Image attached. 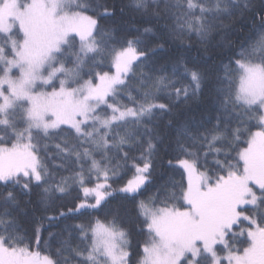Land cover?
Segmentation results:
<instances>
[{"label": "snow or ice", "instance_id": "6c2138e0", "mask_svg": "<svg viewBox=\"0 0 264 264\" xmlns=\"http://www.w3.org/2000/svg\"><path fill=\"white\" fill-rule=\"evenodd\" d=\"M129 7L168 40L189 48L194 41L212 63L178 58L170 74L154 76L156 48L141 46L139 36L117 46L116 29L101 25L116 15L105 0H0V264H264V0H131ZM237 24L251 29L239 50L229 36ZM221 55L222 73L214 64ZM205 93L206 118L176 131L186 183L170 181L137 201L160 158V122L173 127L177 110ZM57 138L56 155L74 165L58 181L48 166ZM132 169L122 186L109 183ZM73 185L84 198L68 213L101 209L122 193L135 202L145 239L133 246L116 209L110 219L76 224L75 245L67 230L42 239L37 222L33 246L20 234L16 189H39L46 210Z\"/></svg>", "mask_w": 264, "mask_h": 264}, {"label": "trees", "instance_id": "16d2710c", "mask_svg": "<svg viewBox=\"0 0 264 264\" xmlns=\"http://www.w3.org/2000/svg\"><path fill=\"white\" fill-rule=\"evenodd\" d=\"M105 2L110 8L113 5L116 7V15L111 18L101 20L100 23L106 28L116 29L114 38L117 46L123 44L127 39H133L139 36L142 41L141 46L156 48L151 64L154 76L159 75L161 69L166 70L167 73L170 74L172 65L178 58H183V61L189 66H206L208 63H212V61H206L203 58V54L198 51L199 46L196 45L194 41L193 46L189 48L187 47V41H185L184 45H181L179 42L168 40L164 37L158 25H155L154 22L151 24L148 23L146 18H141L137 12L129 7L131 0H105ZM121 7L124 8L122 14L119 11ZM252 19L253 17L251 15L247 16L248 23H251ZM146 27H152L153 31L144 33V28ZM239 29L240 25L237 24L235 29H233V31L229 34L236 50H239L240 44L243 43L245 38L251 33V29L248 27H245L243 32ZM219 40L220 37L217 36L213 40V43L215 44ZM161 43L164 47L162 49L157 48L156 46ZM212 51L213 53H220L224 50L220 48H213ZM222 62L225 64L228 62L227 56H217L214 61L215 67L217 70H220L221 73L222 69L220 66ZM103 70H108L107 63H105ZM143 70L148 71V68H143ZM139 71L140 69L137 70L138 73ZM119 99L124 104L129 103L125 96H121ZM210 109L211 102L205 93V96L202 97L199 102H193L188 108L181 106L177 110L178 115L174 118L173 127H164L163 125L165 121L160 122V130L164 137V143L160 145V158H158L155 162V171L153 172L151 183L147 186V191H142V194L136 197L137 201L147 199L152 196L161 185L170 184V181L186 183V174L184 173L183 168H181L177 163L178 159L185 158L176 149L175 138L177 127L184 123L191 124L194 121L206 118ZM253 124H255V122H253ZM208 126L211 127V125ZM252 130L255 131L256 127H253ZM59 142H61V140L60 138H57L54 142H51L48 145V152L51 153V156L48 159V166L57 181L61 176L70 175L74 167V165L63 161L60 156L56 155L58 150L55 147V143ZM133 155H139V153L134 152ZM214 158V154L212 153H210L207 157V163L210 168L215 167L213 163ZM220 158H222V156ZM169 160L172 161L171 165L168 164ZM62 163L64 164V167H60ZM133 174L134 169L127 171L122 179L109 181V183H112L114 188L122 186L128 179L132 178ZM94 184L95 180L93 179V182L87 186L92 187ZM169 190H171V188H169ZM4 191L5 189L0 187V193H3ZM16 191L18 193L19 208H16L14 211L17 215L20 234L31 238L33 240V246H35L33 229L37 222L43 225L41 231L42 239H48L49 232L63 233L66 236L67 231H72L73 244L75 245L76 243H79V240L77 239L78 229L74 228L76 224H87L97 217L100 219H110L112 211L116 209H120L124 227L129 229L131 232L133 246L135 247L138 242L145 239L144 235L139 232V221L137 220L135 202L130 199H124V194L122 193H115L109 198V202L106 205H103L101 209H82L78 213H68V209L75 208L76 205L84 198L83 192L80 190L78 185H73L67 194L61 195L56 193L49 201V206L46 210L40 204L38 195L39 189L33 188V191L30 194L20 193L19 189H16ZM89 200L91 202V198H89ZM62 211L68 213V215L61 217L59 214ZM48 216H55L57 219L50 222L46 219Z\"/></svg>", "mask_w": 264, "mask_h": 264}, {"label": "rangeland", "instance_id": "374dc122", "mask_svg": "<svg viewBox=\"0 0 264 264\" xmlns=\"http://www.w3.org/2000/svg\"><path fill=\"white\" fill-rule=\"evenodd\" d=\"M239 246V245H238Z\"/></svg>", "mask_w": 264, "mask_h": 264}]
</instances>
